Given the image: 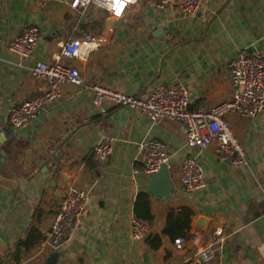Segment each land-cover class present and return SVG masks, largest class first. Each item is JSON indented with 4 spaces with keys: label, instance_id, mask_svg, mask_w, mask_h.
Instances as JSON below:
<instances>
[{
    "label": "crops",
    "instance_id": "0c3cea01",
    "mask_svg": "<svg viewBox=\"0 0 264 264\" xmlns=\"http://www.w3.org/2000/svg\"><path fill=\"white\" fill-rule=\"evenodd\" d=\"M69 1L39 7L30 0H0V264H264V108L253 118L227 115L244 147L245 163L238 168L218 161L215 144L206 150L188 146L178 122L153 124L111 101L94 106L90 93L66 82L57 102L37 118L19 128L8 121L11 107L46 88L32 67L52 63L66 40L87 35L102 42L66 62L86 84L145 98L156 86L179 83L190 108L228 101L229 62L244 48L264 54V0H203L193 17L164 0H137L120 19V29L98 5L80 13ZM28 26L39 28V38L33 54L20 58L8 45ZM103 137L112 138L113 149L97 163L91 153ZM151 138L169 151L173 191L164 199L148 193L152 221L147 234L135 239L130 218L150 178L136 144ZM185 158L203 165L202 190H182ZM71 186L90 192L74 235L57 248L36 244L17 251L31 229L43 235L49 229ZM181 208L193 215L177 250L162 233L168 211ZM200 217L209 221L204 233L196 227ZM214 225L227 226V239L211 262L202 263L197 253ZM149 236L161 237L159 248H150Z\"/></svg>",
    "mask_w": 264,
    "mask_h": 264
},
{
    "label": "built area",
    "instance_id": "2783aa9c",
    "mask_svg": "<svg viewBox=\"0 0 264 264\" xmlns=\"http://www.w3.org/2000/svg\"><path fill=\"white\" fill-rule=\"evenodd\" d=\"M30 1L36 6L43 7L53 0ZM136 1L70 0L69 7L85 13L91 5H98L107 11L110 19L115 21L123 18L129 5ZM163 2L173 6L182 16L193 17L198 13L203 0H164ZM117 3L121 4L119 10L116 8ZM39 34L38 27H25L9 42V51L20 58L31 56ZM101 42V38L89 35L68 39L62 44L59 57L52 63L37 62L31 69L32 75L44 81L46 88L40 94L11 107L8 111L9 124L19 128L27 121L37 118L57 102L61 95L60 86L66 82L90 93L94 106L111 101L118 106L129 107L143 114L153 124L162 120L178 122L183 127L188 146L206 150L215 144L219 162L232 168L244 165V147L234 135L227 115L236 113L243 118H253L263 110L264 54L244 48L229 62V78L233 89L230 100L211 108L202 103L190 108L189 94L179 83L156 86L145 98L104 88L98 84H86L79 72L67 66L66 62L77 57L82 48L98 47ZM112 149V138L103 137L94 147L91 157L95 162L102 163L109 158ZM136 149L143 164V172L148 176L155 173L162 164H168L170 159L166 145L154 138L137 143ZM179 172V183L183 191L191 193L205 188L204 168L196 158H185ZM89 196L88 190L69 187L63 193L54 220L44 232L38 245L57 248L67 242L74 235L81 217L87 210ZM148 228L147 221L138 218L135 214L131 215L130 229L133 238L141 239L147 234ZM227 234V226L214 225L210 229L207 245L197 253L202 263H209L215 258L223 248ZM192 239L196 242L197 235H193ZM185 242V237L175 239L174 248L181 249Z\"/></svg>",
    "mask_w": 264,
    "mask_h": 264
},
{
    "label": "trees",
    "instance_id": "16d2710c",
    "mask_svg": "<svg viewBox=\"0 0 264 264\" xmlns=\"http://www.w3.org/2000/svg\"><path fill=\"white\" fill-rule=\"evenodd\" d=\"M134 213L138 218L148 223L152 221L148 193L141 192L137 195L134 203ZM192 215L191 210L188 208H181L179 210L170 209L166 215L163 236H166L172 241L180 237H185L191 228ZM42 235V233L35 232L31 229L26 239L18 244L17 251H20L22 248L28 251L32 246L39 243L43 237ZM146 242L150 248L157 249L161 245V237L149 236Z\"/></svg>",
    "mask_w": 264,
    "mask_h": 264
},
{
    "label": "water",
    "instance_id": "95a60500",
    "mask_svg": "<svg viewBox=\"0 0 264 264\" xmlns=\"http://www.w3.org/2000/svg\"><path fill=\"white\" fill-rule=\"evenodd\" d=\"M116 29H120L122 20L111 22ZM146 191L155 198H167L173 191V185L168 176V164H162L159 169L153 173L146 186ZM196 227L200 233H204L209 221L206 218H196ZM55 258V256H54Z\"/></svg>",
    "mask_w": 264,
    "mask_h": 264
},
{
    "label": "clouds",
    "instance_id": "9594fccd",
    "mask_svg": "<svg viewBox=\"0 0 264 264\" xmlns=\"http://www.w3.org/2000/svg\"><path fill=\"white\" fill-rule=\"evenodd\" d=\"M120 7H121V4H120V3H117L116 8L119 10ZM119 14H120V13H119Z\"/></svg>",
    "mask_w": 264,
    "mask_h": 264
}]
</instances>
